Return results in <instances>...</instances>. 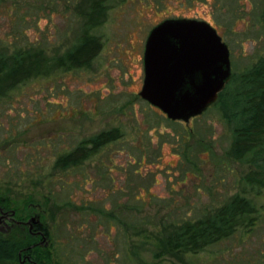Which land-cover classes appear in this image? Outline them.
Wrapping results in <instances>:
<instances>
[{
  "label": "rangeland",
  "instance_id": "rangeland-1",
  "mask_svg": "<svg viewBox=\"0 0 264 264\" xmlns=\"http://www.w3.org/2000/svg\"><path fill=\"white\" fill-rule=\"evenodd\" d=\"M90 1L0 0V53L63 55L80 40ZM176 16L216 27L231 51L233 88L264 56V0H111L91 66L29 80L0 99V197L41 214L52 264H264V215L198 253L167 249L172 233L238 193L264 204L245 184L253 166L235 158L219 98L183 122L139 94L147 35ZM113 128L123 136L90 159L56 165Z\"/></svg>",
  "mask_w": 264,
  "mask_h": 264
},
{
  "label": "trees",
  "instance_id": "trees-1",
  "mask_svg": "<svg viewBox=\"0 0 264 264\" xmlns=\"http://www.w3.org/2000/svg\"><path fill=\"white\" fill-rule=\"evenodd\" d=\"M111 0H91L85 13L80 40L63 55L51 60L42 51L23 50L12 54L0 53V99L23 83L49 77L60 70L91 66L103 47L102 38L94 33L105 22ZM235 76L219 95L226 118L233 127L231 146L235 158L245 160L253 169L244 176L245 184L257 200L264 194V56L239 75V86L233 88ZM232 89V93L228 90ZM230 94H229V93ZM119 128L103 130L80 141L56 160L60 168L77 165L98 153L105 145L121 138ZM7 199V198H6ZM7 204L13 205L9 200ZM28 203L21 208L13 205L19 217L27 218L32 210ZM25 212V214H20ZM264 215V204L238 193L217 212L205 219L187 223L172 233L166 242L169 252L198 253L208 246L234 235L240 229L252 230ZM49 230V229H48ZM24 227L0 230V263L52 264V252L40 245ZM28 255L32 261H23ZM27 258V257H26Z\"/></svg>",
  "mask_w": 264,
  "mask_h": 264
},
{
  "label": "water",
  "instance_id": "water-1",
  "mask_svg": "<svg viewBox=\"0 0 264 264\" xmlns=\"http://www.w3.org/2000/svg\"><path fill=\"white\" fill-rule=\"evenodd\" d=\"M143 66L141 98L172 121L189 122L205 113L233 77L229 45L211 23L192 18L155 25L146 38Z\"/></svg>",
  "mask_w": 264,
  "mask_h": 264
},
{
  "label": "flooded vegetation",
  "instance_id": "flooded-vegetation-1",
  "mask_svg": "<svg viewBox=\"0 0 264 264\" xmlns=\"http://www.w3.org/2000/svg\"><path fill=\"white\" fill-rule=\"evenodd\" d=\"M169 18L198 19L195 17H185V16H176V17H169ZM165 19H167V18H165ZM198 20H203V19H198ZM204 21H206V20H204ZM160 22H158V23H160ZM157 24H155V25H157ZM7 200L8 199H6V198L0 197V230L3 232H8V231L13 230L17 226L24 227V228H27L38 239L37 242L40 245H43L42 242L44 241V237H46V241L44 243V244H46L49 241V230H48V227L46 226V224L42 221L41 214H39L37 211H35V212H30L28 214L27 218L19 217L17 214V211L14 209L13 205L7 204ZM33 216L37 217L36 221H32L30 224H26L25 222L28 221ZM26 257H27L26 260L32 261L28 255H26Z\"/></svg>",
  "mask_w": 264,
  "mask_h": 264
}]
</instances>
